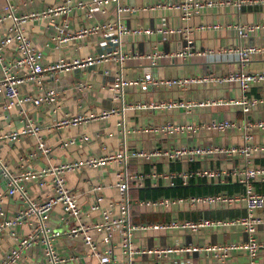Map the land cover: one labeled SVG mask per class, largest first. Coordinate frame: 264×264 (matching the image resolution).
<instances>
[{
  "label": "built area",
  "instance_id": "built-area-1",
  "mask_svg": "<svg viewBox=\"0 0 264 264\" xmlns=\"http://www.w3.org/2000/svg\"><path fill=\"white\" fill-rule=\"evenodd\" d=\"M6 6L0 14V26L10 20L12 25L6 34L0 37V113L16 109L22 117V126L14 131L0 133V146L3 143H16L23 137L35 136L39 133V126L26 112L28 106L40 108L41 106H55L57 104V90L44 88L42 79L46 74L55 72H70L94 67L105 62L115 63L120 70L113 76L109 92L112 100L117 104L99 114L77 115L72 118L64 117L53 125L55 129L77 127L106 120L114 115H123L126 111H173L181 110L189 115L195 108L210 106H227L239 108L242 120H212L209 123H197L190 120L187 124L163 122L157 127L141 128L132 133L159 134L161 138L171 140L176 135L195 136L201 132H215L218 136L229 131H236L241 138L240 145H214L192 144L168 146L166 148L156 145L149 152L143 150L122 151L102 157H92L82 161L47 165L41 170L20 164L18 171L10 168L6 159L0 155V264H63L66 259L60 256L56 249L55 241L67 239L81 242L87 259L96 260V264H120L115 257V250L119 249L125 258V264H131L134 256L148 255L162 259L176 255L180 258L183 254L200 251L194 246L164 245L161 247L143 248L134 247L133 239L144 234H176L184 236H200L207 232L218 234L234 232L243 236L244 240L228 242L226 244H213L203 251L210 253L217 264H232L230 261L233 253L243 254L247 258L246 264H259L257 259L264 254V193H258L257 185L264 184V165L256 164V160H264V144L254 142L255 132L264 135V119L251 121L249 114L259 107L264 108V95L259 98L248 97L246 94L252 88L264 89V71L251 72L246 67L252 58L264 55V46H238L228 47L223 51L197 50L190 40L191 31L180 28H159L156 34L164 39L171 36H182L184 42L176 51L168 53L154 52L149 55H139L136 59L147 60L154 67L163 59L187 62L193 58L207 56L234 55L236 57L235 69L222 77L204 75L199 77H178L173 79L154 78L151 73L145 74L141 79L127 80L123 77L121 68L130 59V55H123L117 49L104 50L101 54L71 62L59 59L54 64L43 63V54L37 50L32 42L24 35L22 26L28 19L41 16L42 18L65 15L74 10L86 12L87 19L106 17L110 7L115 13V21L102 23L93 28H82L73 36L66 34L67 27L58 28V33L53 41L59 44L67 43L73 39H80L101 30L103 42L101 48L111 45L119 46L121 37L129 34L151 35L149 30L130 31L121 23L122 14H130L132 10L121 4V0H66L61 6L49 8L41 14H29L23 17L15 15L12 0H5ZM249 2H240L245 4ZM218 3L199 2L196 0H181L178 5L157 6L154 9L167 8L178 10L182 13V20H188L204 8H212ZM58 27V26H57ZM56 27V28H57ZM219 24L203 25L200 31L219 30ZM264 29V23L244 24L238 22L231 26L237 39H248L257 31ZM64 35V36H63ZM14 46L15 55L8 59L6 52ZM110 72V71H109ZM215 83L226 85L240 91V97L230 100H212L205 103L184 101L181 99L167 102H138L132 105L124 103L123 94L127 88H136L141 93L149 89L165 87L168 90L176 88L177 93L185 91L194 84ZM35 84L38 94L24 92L27 84ZM78 90L85 88L84 84L77 86ZM124 127L123 120L121 122ZM90 138L86 135L80 138L61 140L59 146L67 149L71 146L81 148L89 144ZM38 152L47 154L45 146L38 142ZM34 157V155L32 156ZM142 160L148 163L164 161L165 166L173 163L182 165L200 164L197 169H182L170 172L169 170L158 173L152 171L145 175L142 173L128 172L127 166L132 161ZM220 160L229 161L230 168L217 166ZM107 164H118L124 167L114 175L112 187L117 191V199L104 206V197L101 195L104 187L91 186L90 191L94 196L91 205L82 206L78 196L66 186L65 175L80 172L83 168L100 169ZM146 178L152 180V185L158 187L162 181L163 186L172 187L178 180L182 186L191 183L197 185L199 181L226 185L232 182L242 188L240 193L194 196L185 198H158L155 200L133 201L139 213H165L170 215L166 222H141L129 221L131 202L128 198L132 188H141ZM35 186L39 190L49 189L50 194L45 198L34 196L30 190ZM199 209L216 211L238 212L233 218H200L198 220L178 219L182 212H194ZM58 210V212H57ZM62 224L63 231L53 228L49 224L52 216ZM26 231L23 232V228ZM60 227V226H59ZM117 239V244L115 243ZM141 244V243H140ZM5 246V248H3ZM40 254V261L36 262L32 253ZM176 257V258H177ZM79 263V258H72ZM178 259L172 264H193L190 259Z\"/></svg>",
  "mask_w": 264,
  "mask_h": 264
},
{
  "label": "crops",
  "instance_id": "crops-1",
  "mask_svg": "<svg viewBox=\"0 0 264 264\" xmlns=\"http://www.w3.org/2000/svg\"><path fill=\"white\" fill-rule=\"evenodd\" d=\"M87 1V0H86ZM199 2L218 3L214 7L204 8L198 14L191 16L188 20H182V13L178 10L160 8L151 10L157 6L178 5L181 0H121V4L132 10L130 14L120 16L121 23L130 31L149 30L151 35L129 34L121 37L119 46L110 45L108 48H101L103 42V30L98 33H92L80 39H73L67 43L59 44L53 41L57 36L58 28L67 27L64 30L66 34L73 36L82 28H93L99 25L96 19L105 24L115 21V13L108 6L109 12L106 17H97L96 19H87L86 12L72 11L65 15L56 17L42 18L41 16L28 19L22 26L24 35L32 42L34 47L43 54V63L46 65L54 64L59 59L71 62L75 59L97 56L104 50H115L118 48L121 54L130 55V59L122 65L121 72L125 79H141L145 74L151 73L154 78L173 79L178 77H199L204 75H214L222 77L235 69L236 57L234 55L207 56L205 58H193L187 62H179L170 59H163L154 67L147 60L136 59L139 55H149L154 52L168 53L176 51L184 42V37L171 36L164 39L156 34V30L162 27L167 29L180 28L191 31L190 40L194 47L201 51H223L228 47L238 46H264V29L257 31L248 39L239 40L231 26L238 22L244 24L264 23V0H196ZM249 2L240 4V2ZM66 0H12L17 17L27 16L29 14H41L49 8L61 6ZM5 0H0V14L6 6ZM219 24L222 26L219 30L200 31L199 27L203 25ZM12 22L6 20L0 26V37L8 31ZM58 26V27H57ZM57 27V28H56ZM63 35V36H64ZM15 55L14 46H10L6 52V57L10 59ZM120 68L115 63H102L94 67L72 70L70 72H55L46 74L42 79V86L48 89L57 90V104L55 106H41L34 108L28 106L26 112L33 118L39 126L37 137H23L16 143H3L0 146V155L6 159L13 170L22 166L31 167L33 170H41L47 165H58L61 163L82 161L92 157H102L109 154H117L125 151L143 150L149 152L156 145L160 147L180 146L182 144H214L222 146L240 145L241 138L238 132L235 134H225L218 136L215 132H201L195 136L176 135L171 140L161 138L159 134L151 133H132L133 131L147 127H157L163 122H172L174 124H187L190 120L197 123H209L212 120H242L239 108L227 106H210L204 108H195L189 115L181 110L163 111H126L123 115H114L110 118L90 124H82L77 127L55 129L53 125L56 121L64 117L72 118L77 115H92L114 107L117 102L112 100L109 88L113 81V76ZM247 71H264V55L255 56L246 67ZM110 71V72H109ZM84 84L85 88L78 90L77 86ZM24 92L38 94L35 84H27L23 88ZM248 97L259 98L264 95L263 88H252L246 94ZM240 97V91L235 88H228L226 85H217L215 83L194 84L185 91L177 93L176 88L167 89L160 87L149 89L141 93L136 88H127L124 91L123 98L126 105H132L138 102H167L169 100L181 99L184 101H194L196 103H205L212 100H230ZM263 107H259L249 114L251 121L264 119L262 113ZM22 117L16 109L10 112L0 113V133L10 132L19 129L22 126ZM123 120L124 127L121 122ZM86 135L90 138L89 144H84L81 148L71 146L67 149L61 148L59 142L68 138H80ZM38 142L42 143L48 150L47 154L38 152ZM255 143L264 144V135L255 132ZM34 155V157H32ZM258 165H264V160L255 161ZM233 164L229 161L220 160L217 164L220 168H230ZM200 164H170L165 166L164 161L148 163L142 160L130 162L126 167L128 172L150 174L152 171L158 173L169 170L170 172L180 171L182 169H197ZM124 167L118 164H107L100 169L83 168L80 172L68 173L65 175L66 186L70 188L77 196L78 202L82 206L91 205L94 196L90 191L91 186H103L101 193L104 197V206H108L117 199V191L112 187L114 175ZM177 169V170H176ZM149 176V175H148ZM205 182V181H203ZM158 187L152 185V180L146 178L141 190L146 187L152 189L169 188L159 182ZM258 186V185H257ZM256 186V187H257ZM30 190L34 196L45 198L50 194L49 189L39 190L31 186ZM132 196V194H131ZM135 198V196H132ZM58 212V210H57ZM145 214V213H143ZM158 214V213H151ZM150 213L144 216L151 215ZM228 214H238L234 211H216L209 209H199L194 212H182L178 214V219L186 217H205L215 218L217 216L225 217ZM169 219L170 215L167 214ZM166 216V215H165ZM164 216V217H165ZM161 218V215L153 216ZM49 224L53 228L58 225V220L53 215ZM137 223V222H134ZM59 225L62 224L59 222ZM59 231L62 228L57 227ZM26 228H23V232ZM235 235V236H232ZM244 240L239 233L229 232L215 234L207 232L200 236L187 237L176 234H144L133 239L134 247L143 248L161 247L164 245L194 246L201 249L195 253L183 254L180 258L176 255L156 259L148 255L134 256L131 264H172L177 263L178 259H190L193 264H217L210 253L203 251L213 244H226ZM117 244V239L114 240ZM141 243V244H140ZM57 252L66 259L63 264H96V260L87 259L85 250L79 241L67 239H58L55 241ZM5 248V246L3 247ZM36 262L40 261V254L36 251L32 253ZM115 257L120 264H125L119 249L115 250ZM177 257V258H176ZM79 258V263L72 260ZM181 260V261H183ZM230 261L232 264H246L247 258L243 254L233 253ZM264 264V254L259 256L256 261Z\"/></svg>",
  "mask_w": 264,
  "mask_h": 264
},
{
  "label": "trees",
  "instance_id": "trees-1",
  "mask_svg": "<svg viewBox=\"0 0 264 264\" xmlns=\"http://www.w3.org/2000/svg\"><path fill=\"white\" fill-rule=\"evenodd\" d=\"M173 164H180V163H173ZM177 170V169H176ZM264 185V184H262ZM256 190L258 193H264V189L257 188ZM242 188L232 182L227 183L226 185H218L208 182L199 181L197 185L190 184L188 186H182L181 182L176 180L173 182V186L169 188H156L152 189L150 187L143 188L141 190H137L136 188H132L129 191L128 198L131 202L130 207V214H129V221L130 222H166L169 221V217L165 213H158V214H151L144 216L145 214L139 213L138 209L133 206V201L136 200H155L158 198H185V197H194V196H206V195H215L217 193H225V194H234L240 193ZM260 191V192H259ZM135 198H132V196ZM161 215V218H156L153 216ZM166 215V216H165ZM237 214H228L225 217L233 218ZM165 216V217H164ZM182 219L188 220H198L203 217H186L183 216ZM215 218H224L223 216H217Z\"/></svg>",
  "mask_w": 264,
  "mask_h": 264
},
{
  "label": "rangeland",
  "instance_id": "rangeland-1",
  "mask_svg": "<svg viewBox=\"0 0 264 264\" xmlns=\"http://www.w3.org/2000/svg\"><path fill=\"white\" fill-rule=\"evenodd\" d=\"M262 115L264 116V112L262 113ZM234 121H235V122H239L238 120H234ZM235 133H236V131H229L227 134H235ZM199 135H200V134H199ZM257 188L264 189V185H258ZM259 192H260V191H259ZM50 222L52 223L51 218H50ZM59 226H60V225H59V222H58V225L56 226V228L59 227ZM60 228H62L61 231L64 230L63 227L60 226ZM223 233H225V232H224V231H219V232H218V234H223ZM232 236H235V235H232Z\"/></svg>",
  "mask_w": 264,
  "mask_h": 264
}]
</instances>
